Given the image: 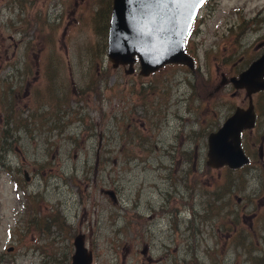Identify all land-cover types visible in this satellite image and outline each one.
Returning <instances> with one entry per match:
<instances>
[{
    "label": "rangeland",
    "instance_id": "obj_1",
    "mask_svg": "<svg viewBox=\"0 0 264 264\" xmlns=\"http://www.w3.org/2000/svg\"><path fill=\"white\" fill-rule=\"evenodd\" d=\"M15 3H0V264H71L77 234L91 264H264L256 172L238 191L206 165L230 95L197 89L254 56L264 0H208L194 68L146 76L107 58L111 0Z\"/></svg>",
    "mask_w": 264,
    "mask_h": 264
},
{
    "label": "water",
    "instance_id": "obj_2",
    "mask_svg": "<svg viewBox=\"0 0 264 264\" xmlns=\"http://www.w3.org/2000/svg\"><path fill=\"white\" fill-rule=\"evenodd\" d=\"M206 0H112L108 26L107 58L113 67L127 65L128 73L139 64V73L148 75L167 64L194 68V59L185 51L186 38L195 17ZM235 88L249 94L264 89V53L238 77H232ZM237 110L208 135V164L213 167H238L248 162L240 146V131L253 126V117ZM25 179L29 176L24 172ZM114 199L113 192H109ZM71 264H91L92 253L84 236L73 239ZM12 250V248H8ZM144 252V251H143Z\"/></svg>",
    "mask_w": 264,
    "mask_h": 264
},
{
    "label": "flooded vegetation",
    "instance_id": "obj_3",
    "mask_svg": "<svg viewBox=\"0 0 264 264\" xmlns=\"http://www.w3.org/2000/svg\"><path fill=\"white\" fill-rule=\"evenodd\" d=\"M21 1V0H18ZM32 1V0H28ZM206 2L201 7L204 8ZM16 0H0V3H3L2 8H7L8 11H11V8L16 9L17 13L19 14L23 7L19 4L15 3ZM111 7L109 11V19L106 27V38L108 37V26H109V20L111 15V9H112V0H111ZM15 9L12 11L14 12ZM197 18V17H196ZM9 19V16L7 17V21ZM13 17L11 18V21ZM14 20L19 22L21 21L19 17L15 15ZM196 20V19H195ZM194 20V22H195ZM34 21L38 22L37 15L34 17ZM241 40V38H240ZM258 47L256 48V53L254 56H249L247 58L237 57L236 55H232L231 57L239 58V59H233L235 62L232 63L231 66H227V70L225 72L220 73V81L218 84H215L213 82H207L204 87L208 90L209 95L215 94L218 90H226L227 95L229 96L227 98V103L222 105L221 111L216 112V114L219 113V120H221V123L219 126L214 130L216 131L223 122L234 115V113L239 110L242 115V121L247 118L246 113L248 112L249 115H252L253 119V126L252 127H244L240 131V146L244 153V155L247 157L248 162L245 164H242L238 167H230L228 165H221L218 167H213L208 164V141H207V151H206V165L212 169H226V172H231L232 174H236L234 178L238 181L236 184L238 186V191L244 190V171L246 169L253 170L256 172V186L258 188V199L264 204V89L253 91L249 94V92L245 88H235L233 82L231 81L232 77H238L239 74L247 69L256 59H258L263 53H264V38H259L258 40ZM241 43V41H240ZM190 55V54H188ZM193 57L192 55H190ZM194 59V57H193ZM169 65V64H168ZM218 69V68H217ZM207 94V95H208ZM236 98L238 101H236ZM216 106L215 104H213ZM226 105V106H225ZM217 107V106H216ZM211 131V132H214ZM209 132V133H211ZM209 135V134H208ZM208 139V136H207ZM236 187L233 186L232 189H235ZM236 196V201L238 203H241L244 197L242 196ZM264 212V211H263ZM261 231L264 234V226L261 228ZM12 248V247H11Z\"/></svg>",
    "mask_w": 264,
    "mask_h": 264
},
{
    "label": "trees",
    "instance_id": "obj_4",
    "mask_svg": "<svg viewBox=\"0 0 264 264\" xmlns=\"http://www.w3.org/2000/svg\"><path fill=\"white\" fill-rule=\"evenodd\" d=\"M199 94L202 93L201 95H203V92L206 91L205 88L202 87V83H200L197 87ZM201 89H204L203 92H201Z\"/></svg>",
    "mask_w": 264,
    "mask_h": 264
}]
</instances>
